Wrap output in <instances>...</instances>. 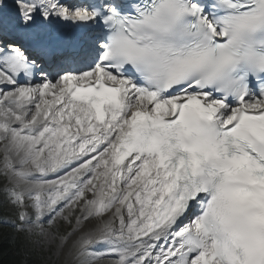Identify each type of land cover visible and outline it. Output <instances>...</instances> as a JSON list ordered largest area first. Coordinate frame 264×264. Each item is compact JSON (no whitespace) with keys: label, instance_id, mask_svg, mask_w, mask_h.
<instances>
[{"label":"snow or ice","instance_id":"6c2138e0","mask_svg":"<svg viewBox=\"0 0 264 264\" xmlns=\"http://www.w3.org/2000/svg\"><path fill=\"white\" fill-rule=\"evenodd\" d=\"M14 3L0 238L44 264H264V0Z\"/></svg>","mask_w":264,"mask_h":264},{"label":"trees","instance_id":"16d2710c","mask_svg":"<svg viewBox=\"0 0 264 264\" xmlns=\"http://www.w3.org/2000/svg\"><path fill=\"white\" fill-rule=\"evenodd\" d=\"M0 264H39V261L37 256L25 254L21 238L15 241L0 238Z\"/></svg>","mask_w":264,"mask_h":264},{"label":"rangeland","instance_id":"374dc122","mask_svg":"<svg viewBox=\"0 0 264 264\" xmlns=\"http://www.w3.org/2000/svg\"><path fill=\"white\" fill-rule=\"evenodd\" d=\"M30 247H31V245H30ZM36 251L39 252L40 250L37 248ZM45 256H47V254H45ZM38 261H39V264H44V261H41L39 259H38Z\"/></svg>","mask_w":264,"mask_h":264},{"label":"bare ground","instance_id":"6f19581e","mask_svg":"<svg viewBox=\"0 0 264 264\" xmlns=\"http://www.w3.org/2000/svg\"><path fill=\"white\" fill-rule=\"evenodd\" d=\"M15 11V10H14Z\"/></svg>","mask_w":264,"mask_h":264}]
</instances>
